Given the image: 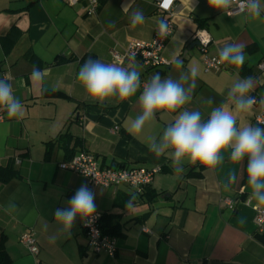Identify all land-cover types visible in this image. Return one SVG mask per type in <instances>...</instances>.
I'll list each match as a JSON object with an SVG mask.
<instances>
[{
	"label": "crops",
	"instance_id": "crops-1",
	"mask_svg": "<svg viewBox=\"0 0 264 264\" xmlns=\"http://www.w3.org/2000/svg\"><path fill=\"white\" fill-rule=\"evenodd\" d=\"M97 3L96 11L87 13L88 0L74 5L66 0H0V79L10 78L25 110L22 119H10L0 108V168L17 172L0 180V241L12 264H264V244L254 237L255 208L264 205L251 199L246 158L241 164L226 158L211 171L185 163L177 174L170 159L157 157L148 147L149 138L158 140L170 118L160 120L157 114L141 133L128 131L141 111L142 85L156 73L178 79L194 63L199 74L188 110L200 111L207 120L226 101L233 82L250 77L249 95L257 103L238 122L264 128L255 121L264 114V70L258 68L264 60V12L251 20L244 12L214 9L208 0H174V31L162 51L169 64L145 68L135 60L141 80L136 95L101 104L89 99L77 78L80 58L89 54L127 67L131 59L117 63L111 51L122 53L129 40L148 42L164 13L153 0ZM136 10L143 13V22L133 26L131 13ZM196 30L210 37L208 55L219 57L226 45H242L244 64L224 63L205 71L199 45L188 49ZM176 59L183 61L181 69ZM33 66L45 73L42 86L31 80ZM81 149L93 153L100 166L160 171L140 195L124 185L91 186L83 176L58 167ZM230 172L238 182L226 190ZM82 184L95 193L96 211L110 214V224L117 225L114 257L91 251L79 217L70 234L58 230L55 211L67 208ZM130 200L132 207L127 206ZM25 229L34 232L36 256L19 242Z\"/></svg>",
	"mask_w": 264,
	"mask_h": 264
},
{
	"label": "clouds",
	"instance_id": "clouds-1",
	"mask_svg": "<svg viewBox=\"0 0 264 264\" xmlns=\"http://www.w3.org/2000/svg\"><path fill=\"white\" fill-rule=\"evenodd\" d=\"M189 2L192 3V0ZM208 4L214 9L224 10L232 6L233 0H208ZM124 8L127 10V4ZM239 9L245 13V19H259L264 12V0H239ZM142 22L143 13L133 11L132 25ZM165 32L166 26L161 22L159 34L164 35ZM201 43L206 41L201 40ZM245 58L240 44H228L219 51L221 63L242 66ZM174 62L177 69L183 67L182 60L176 59ZM138 68L134 54L127 67L89 59L79 69L77 78L93 102L103 104L112 97L123 101L135 96L141 88ZM198 74L199 68L195 63L187 72L181 71L178 79H162L159 73L154 74L143 86L139 96L141 111L131 120L128 131L141 133L147 123L157 119V114L160 120L168 121L170 118L158 140L156 137L149 138L148 147L157 157L170 159L177 174L183 172L185 163L198 164L211 171L222 165L226 158L233 164H241L246 158L251 199L258 205H264V128L238 122L241 114L247 113L256 103L255 98L249 95L253 89L252 79L234 81L227 92L226 101L213 108L205 120L200 111H190L185 107L192 99ZM44 76L43 71L33 66L31 80L34 84L42 86ZM9 79L7 76L0 79V108L6 111L10 119H22L24 106L14 95ZM52 90L56 88L53 86ZM237 182V174L230 172L224 187L227 190ZM127 206H133L131 200ZM96 207L95 193L87 184H82L69 199L68 207L55 211L58 230L70 234L77 217L88 220L96 213Z\"/></svg>",
	"mask_w": 264,
	"mask_h": 264
},
{
	"label": "built area",
	"instance_id": "built-area-1",
	"mask_svg": "<svg viewBox=\"0 0 264 264\" xmlns=\"http://www.w3.org/2000/svg\"><path fill=\"white\" fill-rule=\"evenodd\" d=\"M80 0H66L68 5H74ZM155 6L163 13V19L166 26L164 35L159 34V26L153 32L151 39L148 42L129 40L122 53L114 50L111 51V57L117 63L131 59L133 54L135 60H138L145 68H154L162 65H168L169 62L162 56V51L169 37L174 31V23L172 19V5L174 0L169 3L168 0H153ZM97 0H88L87 13H94L97 9ZM166 5V6H165ZM227 12L239 13V0H233ZM192 40L197 41L203 52L201 60L205 71L217 70L224 66V63L219 61V57L208 55L206 53L210 44V37L204 30H196L192 35ZM201 40L206 43H201ZM260 70H264V60L258 64ZM145 84V83H144ZM142 85V89L143 86ZM255 98V97H254ZM256 100V98H255ZM257 103V100H256ZM0 115V119H1ZM255 121L264 125V114H257ZM117 129V127H114ZM59 169L66 170L72 173L83 176L87 183L91 186H103L106 188L116 189L119 186H127L135 195L143 193L153 179V175L160 171L158 167H108L100 166L96 156L90 151L81 149L77 151L68 160L61 161L58 164ZM225 203L231 206V201L225 199ZM101 213L96 211L93 217L84 220L82 227L86 235L87 245L95 254L105 253L114 257L117 252L115 237L109 234H104L100 228ZM255 225L258 233L264 232V207L255 208L254 216ZM19 242L27 249V251L36 256L38 254V245L33 230L25 229L19 235Z\"/></svg>",
	"mask_w": 264,
	"mask_h": 264
},
{
	"label": "trees",
	"instance_id": "trees-1",
	"mask_svg": "<svg viewBox=\"0 0 264 264\" xmlns=\"http://www.w3.org/2000/svg\"><path fill=\"white\" fill-rule=\"evenodd\" d=\"M89 59L95 60L93 55L85 54L80 58V62L84 64ZM16 175L17 172L15 170H12L10 166L6 168H0V180L2 181H7L8 179ZM245 179H247V173H245ZM146 189L147 187L144 189V192L146 191ZM110 217H111L110 214L101 213L100 228L104 234L115 236L117 225L110 224V220H109ZM254 237L257 241L264 244V232L256 233L254 234ZM0 264H12L11 259L9 258L8 254L4 249L2 240L0 241Z\"/></svg>",
	"mask_w": 264,
	"mask_h": 264
},
{
	"label": "water",
	"instance_id": "water-1",
	"mask_svg": "<svg viewBox=\"0 0 264 264\" xmlns=\"http://www.w3.org/2000/svg\"><path fill=\"white\" fill-rule=\"evenodd\" d=\"M196 45H198V42H197V41H193V42L189 45L188 49H191L192 47H194V46H196Z\"/></svg>",
	"mask_w": 264,
	"mask_h": 264
},
{
	"label": "snow or ice",
	"instance_id": "snow-or-ice-1",
	"mask_svg": "<svg viewBox=\"0 0 264 264\" xmlns=\"http://www.w3.org/2000/svg\"><path fill=\"white\" fill-rule=\"evenodd\" d=\"M166 6V5H165Z\"/></svg>",
	"mask_w": 264,
	"mask_h": 264
}]
</instances>
